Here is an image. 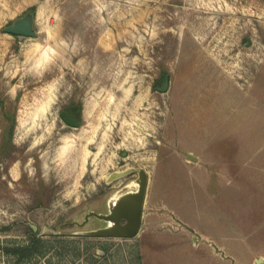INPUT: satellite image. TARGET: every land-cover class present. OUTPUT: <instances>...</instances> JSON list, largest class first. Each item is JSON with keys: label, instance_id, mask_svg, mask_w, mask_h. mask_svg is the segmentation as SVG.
<instances>
[{"label": "rangeland", "instance_id": "obj_1", "mask_svg": "<svg viewBox=\"0 0 264 264\" xmlns=\"http://www.w3.org/2000/svg\"><path fill=\"white\" fill-rule=\"evenodd\" d=\"M22 19L34 36L5 31ZM186 164L255 186L240 203L254 222L217 186L201 204L253 232V264H264V0H0V264H144L139 234L52 231L73 229L81 209L137 176L107 184L111 172L158 167L157 187L171 196L170 180L191 189ZM181 210L209 231L200 210ZM32 234L42 241L31 256L6 250ZM206 248L173 241L153 252L216 264Z\"/></svg>", "mask_w": 264, "mask_h": 264}, {"label": "crops", "instance_id": "obj_2", "mask_svg": "<svg viewBox=\"0 0 264 264\" xmlns=\"http://www.w3.org/2000/svg\"><path fill=\"white\" fill-rule=\"evenodd\" d=\"M191 159L193 161L198 160L195 157ZM181 166L182 170L187 169L193 172L195 179L193 183H190L191 189L189 186L186 187L180 180H170L172 185L169 193H171V196L166 195L167 192L164 193L165 195H162L160 193V188L157 187L156 175L158 167L154 175L149 176L143 208L142 225L138 233L142 243L141 254L144 264H158L155 263L156 261H160V264H168L166 254L163 258L159 256L161 254L156 251L154 253L153 251L154 248L156 250V247H159V245L165 247L167 244H173V241L179 242L180 246L188 241L195 248H200L205 244L208 255L216 261V264H253L256 256L259 255V243L255 242L259 241V238L254 235L253 232L241 234L238 230V225L240 224L228 223L229 215H225L223 211H221V215L226 221H221V215L217 212L209 211L208 205L204 204L203 206L201 200L203 197H206V199L212 197L211 186L214 188L216 186L219 187V193H223L227 190V194L223 195V200H237V202L233 203V206L237 208V210L234 211L236 216L240 213V216H242L246 222L251 223L254 222L253 219L256 218L251 210L254 207L249 209L248 206L246 208L247 203L244 205L240 203L247 200L253 201L258 190L254 189V185H249V188L243 189L236 181L231 180L229 183H222L219 179L207 178L206 174L208 172L202 177L204 173L201 167H197L195 170L200 174L197 175L194 170L189 169L196 168L195 166L189 167L187 164ZM172 193H174L175 197ZM259 201H263V199L260 198ZM180 204L182 205L181 207H184V210H181ZM202 206L204 210L200 208ZM242 206L245 207L244 210H242ZM194 208L200 210L198 213H203L199 215L201 218L204 220L208 219L209 227H207V229L209 231L201 230L180 212L181 210L183 213L191 214L189 211H193ZM248 215H250L251 221H249ZM188 264L212 263L209 261L207 262L204 255H197L190 259Z\"/></svg>", "mask_w": 264, "mask_h": 264}, {"label": "water", "instance_id": "obj_3", "mask_svg": "<svg viewBox=\"0 0 264 264\" xmlns=\"http://www.w3.org/2000/svg\"><path fill=\"white\" fill-rule=\"evenodd\" d=\"M5 31L24 36H34L30 19H22L13 26H8ZM170 78L165 76L163 85L157 87L160 91H167ZM61 116L68 124L78 126L80 122L73 114L62 112ZM133 171L137 176L125 182L120 187L111 189L104 198L92 206H86L79 211L80 220H73L69 225L73 229H63L62 223L56 234L84 235V236H112L134 237L140 231L144 202L148 186V171L143 167H127L111 172L105 179L107 184L123 178ZM136 182L138 183L136 185ZM135 183V184H134ZM36 230L37 227L34 226Z\"/></svg>", "mask_w": 264, "mask_h": 264}, {"label": "trees", "instance_id": "obj_4", "mask_svg": "<svg viewBox=\"0 0 264 264\" xmlns=\"http://www.w3.org/2000/svg\"><path fill=\"white\" fill-rule=\"evenodd\" d=\"M31 231L34 233L33 230H31ZM41 241H42V239L37 237V234H32L31 244L26 245V246H15L12 248H7L6 250L8 252L13 253V254L20 256V257L31 256L32 254L35 253V251L37 249L36 244L40 243Z\"/></svg>", "mask_w": 264, "mask_h": 264}, {"label": "bare ground", "instance_id": "obj_5", "mask_svg": "<svg viewBox=\"0 0 264 264\" xmlns=\"http://www.w3.org/2000/svg\"><path fill=\"white\" fill-rule=\"evenodd\" d=\"M131 168H133V167H131ZM132 173H136L137 174V171H133ZM135 184V183H134ZM138 183L136 182V185H137Z\"/></svg>", "mask_w": 264, "mask_h": 264}]
</instances>
